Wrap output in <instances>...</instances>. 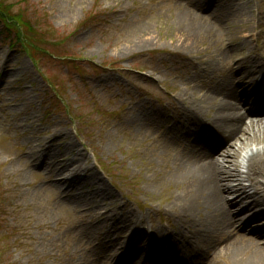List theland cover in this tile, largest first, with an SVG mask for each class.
<instances>
[{
    "label": "rangeland",
    "instance_id": "rangeland-1",
    "mask_svg": "<svg viewBox=\"0 0 264 264\" xmlns=\"http://www.w3.org/2000/svg\"><path fill=\"white\" fill-rule=\"evenodd\" d=\"M237 1L255 31L245 36L237 30L245 21L233 18L226 22L225 35L243 46L245 55L264 60V0ZM8 2L27 10L61 41L58 48L51 47L56 60L40 55L42 63L35 64L25 49L11 45L0 23V264H80L87 259L71 233L78 216L47 187L52 176L45 165L26 164L31 146H38L50 161L58 156L62 166L79 159L75 164L80 171L73 179L95 176V186L104 185L115 196V203L99 205L98 213H106L107 219L103 231L105 225L109 230L100 241L113 240L123 227L117 225L119 215L113 218L115 209L134 211L144 219L147 232L181 229L191 236L187 226L179 224L177 209L168 207L180 188L174 174L165 177L176 164L167 160L174 151L163 146V134L178 127L177 113L185 107L182 96L193 100L204 93L200 88L186 90L185 81L201 55L213 53L221 34L214 31L198 51L179 48V32L201 24L195 16L183 23L177 20L179 0ZM65 55L70 63H64ZM225 67L215 65L213 76ZM63 172L70 175L67 169ZM52 184L62 191L73 188L67 182ZM95 186L89 182L75 192L87 196ZM261 227L255 224L248 231ZM98 243L93 241V247ZM184 245H176V250L189 258L192 249L187 252ZM213 256L211 252L207 264H236L228 254Z\"/></svg>",
    "mask_w": 264,
    "mask_h": 264
},
{
    "label": "bare ground",
    "instance_id": "bare-ground-1",
    "mask_svg": "<svg viewBox=\"0 0 264 264\" xmlns=\"http://www.w3.org/2000/svg\"><path fill=\"white\" fill-rule=\"evenodd\" d=\"M177 4L182 9L177 15L180 23L193 16L201 20L195 28L179 32V48L192 53L212 39L214 31L221 34L213 53L201 55L198 65L192 66L198 71L193 70L185 81L186 90L200 88L204 93L193 100L182 96L185 107L177 113L179 125L163 134V146L174 151L168 152L167 160L176 164L165 177L174 174L180 188L168 207L177 209L179 224H185L191 236L181 229L171 234L163 229L147 232L144 219L134 211L115 209L113 218L119 215L117 225L123 227L114 232L113 240L100 241L109 230L106 213H98V208L102 201L115 203V196L104 185L96 187L95 176L73 179L80 171L75 164L79 159L62 166L58 156L50 161L45 152L39 153L38 146H31L24 156L27 166L45 165L52 176L47 187L55 189L56 200L78 216L71 233L76 247L87 257L80 264H207L211 252L213 257L228 254L236 264H264V60L245 55L244 47L235 46L232 36L225 35L226 22L233 18L245 21L237 29L245 36H250L255 26L237 0H179ZM222 63L225 69L213 76L215 65ZM65 169L70 175H64ZM54 182H67L73 188L62 191ZM89 182L96 188L87 196L75 192ZM255 224L261 225V230L249 232ZM191 238L199 247L192 246ZM95 240L98 247L92 245ZM127 240L131 243L126 244ZM180 244H185L187 252L192 249L189 258L176 250ZM203 245L207 248L202 249Z\"/></svg>",
    "mask_w": 264,
    "mask_h": 264
},
{
    "label": "trees",
    "instance_id": "trees-1",
    "mask_svg": "<svg viewBox=\"0 0 264 264\" xmlns=\"http://www.w3.org/2000/svg\"><path fill=\"white\" fill-rule=\"evenodd\" d=\"M15 8L16 3L0 0L1 30L3 34L5 33L6 38L11 41V45L25 49L31 55L35 64L42 63L40 55H42L43 60H56L53 58H58V55L52 54L51 47L58 48L60 43L57 42L60 37L52 36L54 34L53 30H48L44 24L33 20L26 14L27 10L21 7L19 9ZM59 57L63 56L60 55ZM64 57L66 59L67 55ZM64 63L70 62L66 59ZM72 64L74 65V63Z\"/></svg>",
    "mask_w": 264,
    "mask_h": 264
}]
</instances>
